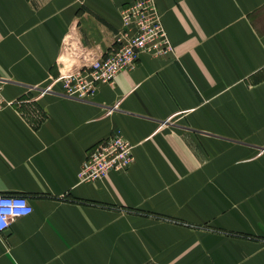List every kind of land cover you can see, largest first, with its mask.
I'll use <instances>...</instances> for the list:
<instances>
[{
  "label": "crops",
  "instance_id": "crops-1",
  "mask_svg": "<svg viewBox=\"0 0 264 264\" xmlns=\"http://www.w3.org/2000/svg\"><path fill=\"white\" fill-rule=\"evenodd\" d=\"M132 1L0 0V195L31 207L0 264H264V0H153L168 55L32 97L109 52ZM116 130L131 165L79 182Z\"/></svg>",
  "mask_w": 264,
  "mask_h": 264
},
{
  "label": "built area",
  "instance_id": "built-area-1",
  "mask_svg": "<svg viewBox=\"0 0 264 264\" xmlns=\"http://www.w3.org/2000/svg\"><path fill=\"white\" fill-rule=\"evenodd\" d=\"M119 19L120 29L109 52L88 65L59 74L43 87H31L29 90L32 97L56 94L74 100H87L95 94L98 87L111 84L118 73L133 69L139 55L163 57L171 52L153 0H135L126 4L119 11ZM262 71L264 79V65ZM56 86L60 89L58 93L54 91ZM5 105L0 82V110ZM131 149L132 146L121 133L113 131L86 153L77 172V179L79 182L92 183L101 180L109 172H125L133 162ZM21 202L24 209L30 211L14 215L22 211L18 207ZM30 212L31 207L24 197L0 195V218L6 221L5 227L0 228V235L13 220L27 216Z\"/></svg>",
  "mask_w": 264,
  "mask_h": 264
},
{
  "label": "clouds",
  "instance_id": "clouds-1",
  "mask_svg": "<svg viewBox=\"0 0 264 264\" xmlns=\"http://www.w3.org/2000/svg\"><path fill=\"white\" fill-rule=\"evenodd\" d=\"M18 207L22 210L21 212H16L14 215H21L24 214L26 211H30V209H24V204L21 202ZM6 221L2 218H0V228L5 227Z\"/></svg>",
  "mask_w": 264,
  "mask_h": 264
},
{
  "label": "rangeland",
  "instance_id": "rangeland-1",
  "mask_svg": "<svg viewBox=\"0 0 264 264\" xmlns=\"http://www.w3.org/2000/svg\"><path fill=\"white\" fill-rule=\"evenodd\" d=\"M39 117V113L36 111L35 108H33V106H31L30 108V113H28L27 118L33 122H35Z\"/></svg>",
  "mask_w": 264,
  "mask_h": 264
}]
</instances>
